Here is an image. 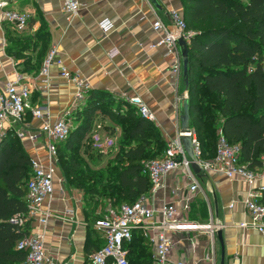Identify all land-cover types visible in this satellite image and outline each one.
Instances as JSON below:
<instances>
[{
  "label": "crops",
  "instance_id": "crops-1",
  "mask_svg": "<svg viewBox=\"0 0 264 264\" xmlns=\"http://www.w3.org/2000/svg\"><path fill=\"white\" fill-rule=\"evenodd\" d=\"M9 1L16 9L28 14L30 20L25 33L8 32V44L12 38L17 44H30L42 31L47 33V40L43 50L37 38L32 49L22 52L28 55L24 58L10 55L0 45V88L6 80L20 79L32 90L35 105L48 106L53 118L66 116L75 130L84 124L83 112L89 106L91 93L124 102H128L125 95H138L153 112L155 119L152 123L159 129L167 146L182 132V99L189 97V89L183 66L178 75L172 70L177 58L182 59L181 50L178 44L174 53L165 46L154 47L158 36L147 25L161 18L171 27V10L183 13L181 0H157L158 7L151 0H78L81 8L76 15L68 12L61 0ZM104 20L113 23L106 35L100 26ZM52 46H58L67 70L80 72L89 80V93L83 101L77 97L75 83L60 75L58 65L50 68L49 86L41 76L44 57ZM97 122L103 135L117 133L120 142L122 130L113 120L96 117L93 128L95 123L99 125ZM41 124V120L28 114L22 126L27 134L36 138L21 142L31 159L48 166L50 160L46 139L40 131ZM9 133L14 132L10 130ZM108 155L94 158V164L102 166ZM54 170L55 192L41 208V214L48 215V222L44 226L38 219H33L28 228L32 232H44L46 254L54 261L91 264L90 255L104 245L103 235L94 223L105 214L110 204L87 199L83 190L68 184L58 162L54 164ZM195 176L201 189L192 196L188 190L190 182L180 167L168 174L163 188L146 194V202L156 209L164 202L173 203L182 219L212 220L223 232L224 264H264V234L242 226L250 220L244 200L250 189L258 187L261 181L248 183L229 179L218 171L202 170ZM188 197L190 210L186 211L184 203ZM173 237L178 243L172 250V259L183 260L186 264H221V246L216 235L212 238L208 232L198 231L173 233Z\"/></svg>",
  "mask_w": 264,
  "mask_h": 264
},
{
  "label": "trees",
  "instance_id": "trees-1",
  "mask_svg": "<svg viewBox=\"0 0 264 264\" xmlns=\"http://www.w3.org/2000/svg\"><path fill=\"white\" fill-rule=\"evenodd\" d=\"M181 2L187 29L193 32L188 42L190 126L201 142L203 158L216 155L222 131L231 144L240 146L243 162L260 166L264 155V0ZM36 38L46 42L47 33L42 31ZM11 40L6 51L18 57L28 42ZM91 94L83 112L84 124L72 128L58 146V163L67 183L83 190L87 199L112 206L133 203L151 189L143 161L162 156L166 142L152 121L129 102ZM99 116L109 117L122 130L117 151L110 153L114 157L102 166L93 162L102 154L85 148L92 145L90 133ZM32 170L21 140L14 133L7 134L0 142V264H27V252L17 244L31 232L30 223L22 228L13 220L27 213ZM128 248L131 264L152 262V245L142 231L134 232Z\"/></svg>",
  "mask_w": 264,
  "mask_h": 264
},
{
  "label": "built area",
  "instance_id": "built-area-1",
  "mask_svg": "<svg viewBox=\"0 0 264 264\" xmlns=\"http://www.w3.org/2000/svg\"><path fill=\"white\" fill-rule=\"evenodd\" d=\"M64 8L71 14H78L81 4L78 0H61ZM172 26L168 27L161 18L148 22V27L158 36L154 47L165 46L170 53H174L179 38L187 42L191 40L193 32L187 29L183 14L171 10ZM144 19V18H143ZM30 17L16 9L11 1L0 0V45H8L7 34H23L29 29ZM104 35L113 28V23L104 20L100 24ZM58 65L60 75L77 86V97L83 101L87 96L90 82L80 72H70L65 68L59 56L58 46H52L43 61L41 76L45 83L50 84V68ZM264 69V63H263ZM173 73L178 75L182 70V62L178 57L173 64ZM125 99L133 105L144 118L153 121L155 116L141 96H126ZM31 114L36 120H41L40 131L46 139V146L50 164L44 166L31 159L32 173L27 182V213L18 215L13 221L20 227H25L33 219H38L44 226L48 222V215L41 214L43 203L52 197L55 192L54 164L58 162V146L65 142L73 128L72 122L66 116L53 118L48 106H38L33 103V92L20 79L6 80L0 88V142L10 130L20 140L36 138L23 129L26 116ZM22 127V128H21ZM182 134L192 137L193 151L197 161L204 171H218L229 179H239L252 183L261 181L258 187L250 189L244 205L249 215V222L242 226L255 228L264 234V203L261 201L264 194V155L260 157L261 165L252 168L249 162H243L240 146L231 144L219 131L216 155L212 159L203 158L201 142L191 129L189 132H180L177 138L171 140L162 156L143 161V173L149 177L150 192H155L165 186V180L171 172L183 168L189 180L190 196L200 191L201 186L192 170L190 159L184 148ZM93 148L101 154H110L117 151L119 136L117 133L103 135L97 128L90 133ZM190 199H186L184 209L190 210ZM104 238V245L90 255L91 264H131L129 260L128 244L135 231L140 230L149 239L152 245V262L150 264H186L183 260H174L171 253L178 241L173 233L206 231L215 237L218 227L210 220L195 222L179 218L177 207L170 202H164L160 208L151 207L146 202V195L141 196L133 203H123L118 206L110 205L103 216L94 223ZM44 232H30L19 240L17 248L27 252V264H60L46 254Z\"/></svg>",
  "mask_w": 264,
  "mask_h": 264
},
{
  "label": "water",
  "instance_id": "water-1",
  "mask_svg": "<svg viewBox=\"0 0 264 264\" xmlns=\"http://www.w3.org/2000/svg\"><path fill=\"white\" fill-rule=\"evenodd\" d=\"M151 2L155 6H159L157 0H151ZM178 45L181 50V56H182V66H183V76L185 77V82L187 84V90L189 89V48H188V42L184 38L178 39ZM183 101V114L181 116V128L182 132L186 133L191 130L190 126V105H189V97L186 96L182 99ZM184 144V148L187 152V155L190 159L191 167L195 173H200L202 171L201 164L197 161L194 151H193V144H192V137L188 134H182L181 136ZM217 236V239L219 240L220 246H221V264L225 263V246H224V240H223V232L222 230H218L215 234Z\"/></svg>",
  "mask_w": 264,
  "mask_h": 264
},
{
  "label": "rangeland",
  "instance_id": "rangeland-1",
  "mask_svg": "<svg viewBox=\"0 0 264 264\" xmlns=\"http://www.w3.org/2000/svg\"><path fill=\"white\" fill-rule=\"evenodd\" d=\"M35 40V41H34ZM33 42H31L30 44L28 43V47H27V49L26 50H30V49H32V46H33V44H34V42L37 44V42H38V39L35 37L33 40H32ZM9 43V42H8ZM27 44V43H26ZM46 46V42H44V41H41L40 40V42H39V47H41V48H43V47H45ZM34 48V47H33ZM26 56H28V55H26V54H23L22 52H20L19 53V58H24V57H26ZM97 124H99V125H96V123H95V125H94V128H96L97 127V129L99 130H101V125H100V123L99 122H97ZM218 135H219V132H218ZM85 148H87L86 150H87V152H89V153H96V154H98L97 152H94L93 151V147H92V145H89V144H86V146H85ZM102 155H104V154H102ZM101 155V156H102ZM105 157V156H104ZM114 157V154H111V155H108V158H105L104 159V163H106L108 160H110V159H112ZM139 246V243H137L136 245H135V256H137V251H136V249H137V247Z\"/></svg>",
  "mask_w": 264,
  "mask_h": 264
}]
</instances>
